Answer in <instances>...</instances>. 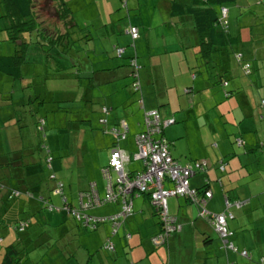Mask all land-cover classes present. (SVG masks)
Masks as SVG:
<instances>
[{"label": "crops", "instance_id": "crops-1", "mask_svg": "<svg viewBox=\"0 0 264 264\" xmlns=\"http://www.w3.org/2000/svg\"><path fill=\"white\" fill-rule=\"evenodd\" d=\"M110 1L114 4L111 8H109ZM170 1L147 0L143 4L140 0H127L126 14H122L121 0H87L88 4L86 0H75L71 5V13L77 25L79 26V21L75 16L76 10L77 12H83L87 8L90 14L94 16L95 24L98 26L97 29L105 28L106 32L102 33L100 31L96 36H93L87 28L86 33L81 36L86 45L90 43L93 46L89 48L87 53L86 65L76 58V64L72 66L74 68L72 72H74L75 80L74 82L72 79V81L68 80V82L71 81L69 87L74 98L70 101V105L76 103L75 108L80 109L79 105H77L78 102L82 100L87 102L88 108L96 119L97 124L108 135V141L105 144V148L108 149V161L105 166L101 167V176L102 169L108 165L111 152L114 148H119L124 155V173L132 174L143 168L142 163L139 161L140 159L137 157L135 136L144 131L145 113L157 111L164 121L169 122L163 128V137L168 143L171 157L183 166L194 162L204 164V170L189 180L190 190L201 189L207 185L208 192L211 193V197L205 203L203 209L209 215L221 213L224 207L225 195L230 199L246 200L244 201L246 202L245 204L236 206L231 210L234 218L232 217L227 222V229L233 234V237L229 240L238 250H247L251 255V261L244 262L246 261L245 259L225 252V263L237 264L238 261H235V257H238L240 260L239 264H255L260 256H264L253 255L255 248L259 249L257 247L264 244V238H262V235H264V191L260 192V188L262 187L257 183L251 186L247 185V182L243 180L249 174L246 172L239 173L238 171L239 169L252 168L254 172L258 173L262 170L264 143L261 138H264V135L259 137L258 123L256 122L264 120L260 117V109L258 107L260 101H252L253 91L248 89L246 91L244 86L229 82V80L233 79V71L231 72V70L228 71L230 73L229 80L221 83L223 82V75L222 71H219L214 74L219 81H217L218 88L216 90H213L215 86L208 81V78L207 81L210 85L203 80L207 87L200 89L203 92L211 89L210 97L215 101L214 107L217 123L212 122L208 117L209 111L203 112V114L199 113L200 107L195 101L196 96H193V92L195 89L199 90V84L202 80L198 81V74L194 69L206 68L210 63L207 64L206 59L201 58L197 53L198 49L190 45L191 41H189L188 46L194 49L185 50L184 42L178 37L181 20L170 15L168 9ZM146 6L153 10L152 12L156 13L158 10H161L166 18L174 19L172 27L174 30L169 28L168 36H163L161 43L157 44V47L153 41L148 43L147 40L146 23L143 19H147L149 23L152 22L154 13L150 17L148 15L144 16V13L147 14ZM130 11L137 17V22L135 21L136 18L130 16ZM228 13L229 11L226 10V18ZM157 19H159L158 16ZM129 25L137 28L139 32V38L135 41L127 33ZM109 28L111 29L110 31ZM118 36L122 38H118ZM246 42L250 43L249 40ZM98 45H102L105 52L98 54L96 52L98 49L96 46ZM258 50L262 51L261 48H258ZM89 53L94 55L93 59L89 56ZM211 61L215 62L213 64L215 66L214 70L218 71L221 59L211 54ZM205 64L206 66L204 67L203 65ZM131 69L135 72L134 77L130 75ZM35 74L36 71L33 73V76ZM0 76L5 75L0 73ZM23 76L21 72L20 79L8 77L5 82L11 84L23 79ZM133 78L135 79L133 80ZM30 79L32 78L27 79L29 80V84L31 83ZM28 83L25 82V86ZM135 83L139 85V89L137 90L132 87ZM44 84L57 88L54 91L45 93L50 96L51 100L53 94L57 96L65 87L69 90L67 84L64 86L57 79H51L48 83H45L44 80ZM15 85L14 83L13 87L8 86V92L0 91V126H3L6 133L8 132L9 141L16 140V138L22 139V134L19 130L20 124L19 121H16L15 112L16 107L23 106L26 100V93L24 88L19 87L18 96V93L13 90ZM221 87L223 93L221 92ZM244 92L246 93L244 94ZM228 93L230 94L229 97H227ZM79 94H81V98ZM222 96L227 100L225 106H223ZM235 99H238L237 104ZM45 100L46 97L43 94L41 103L44 102L42 104H45ZM68 108L70 107L68 106ZM53 109L56 112L57 109L63 111L67 107H50V110ZM255 118L257 119L255 120ZM44 119V117L37 119V123L40 124V129L42 130L45 126ZM88 119H90L89 116ZM227 125L231 127V133L229 134L226 131ZM204 126L207 129L203 128ZM190 129H194L197 134L192 136L195 137V145L192 143L193 141H189L188 139L187 133ZM220 129L223 131L222 136L219 132ZM207 132L211 136L209 139L206 136ZM123 133H125L124 138L121 137ZM185 134H187V137H185ZM216 134L219 135V139L221 138V141L217 143L214 141ZM202 138H205V140ZM100 143L104 142L101 141ZM197 145L202 146L205 151L201 153L198 150H194ZM234 147H238L241 151L238 156L240 158L243 156L245 160L243 164L239 158L237 164L235 158L231 159L232 157H236L235 153L237 150ZM22 148L23 146H21ZM51 162V157H48L47 166L50 170ZM221 166L224 167V172H222ZM50 178L56 179L54 174L50 175ZM102 178L105 180L103 192L105 196L108 180L103 176ZM117 179V173H110L112 183H115ZM59 183L61 187L58 192L57 187ZM23 186L28 190L27 186ZM53 189H55V194L60 196L63 203L62 209H54V211L63 210L67 211L68 214L69 208L75 207L71 196L72 193H70V198H68L64 193V185L60 181L54 184ZM256 189L258 191H255ZM38 193L40 194V192ZM104 196H101L99 193L97 184L90 182L87 189L79 192L78 202L79 205L82 202V205L77 206V208L87 204L90 205L89 203L94 197L101 200ZM25 198H33L35 200L32 193L25 196ZM37 199L42 202L43 198L37 197ZM45 204H47L46 201ZM96 204L94 207L90 205L81 208L82 216L86 218H109L119 213V206L114 203L104 204V202H101ZM131 204L133 215L124 222L121 221L119 223L117 233L112 236L111 241L117 253L120 250H124L126 252L125 255L130 253L132 263L128 264L139 262V259L134 260V256L138 257L143 254L148 256V264H155L151 260L152 255L147 254L152 247H150L149 238L156 235L160 230L157 212L152 207L147 195L133 197ZM73 208L72 211L76 213L77 208ZM167 208L169 215L177 219V224L180 230H182L181 233L174 235L170 239L166 247L165 253L169 252V264H171L174 251L182 247L187 237L195 234L200 237H210V232L214 233V231L209 224L199 217L200 209L198 206L188 202L185 198L175 197L168 199ZM111 227V223H105L95 231L90 233L84 232V235H80L87 239L88 248L95 246L97 249L102 250L101 247L104 244L105 238L108 237ZM64 234L66 235L67 232L64 231ZM127 234L130 235V238L128 237L129 239L125 240L124 238ZM210 243H218L223 250L221 241H212L210 239L208 244ZM93 252L94 255H91V253L87 254L86 262L96 258L98 263L108 264V256L103 251H96L95 249ZM152 252L155 253L153 255H155L156 263L163 264L165 261L163 249L156 248ZM252 258L255 260L254 262H252ZM142 259L146 258L143 257ZM126 261H130L129 258Z\"/></svg>", "mask_w": 264, "mask_h": 264}, {"label": "rangeland", "instance_id": "rangeland-1", "mask_svg": "<svg viewBox=\"0 0 264 264\" xmlns=\"http://www.w3.org/2000/svg\"><path fill=\"white\" fill-rule=\"evenodd\" d=\"M42 1L36 0V5H42ZM63 1L71 11V5L75 0ZM140 1L145 4L147 0ZM178 1L185 4L191 2V0ZM86 3L88 4L87 0ZM98 4L100 5V3ZM112 6L114 4L110 1L109 8ZM223 8L228 10L229 13L226 18V15L223 17L220 10V18L227 25V31L230 36L238 39L228 47L227 51L213 53L217 58L221 59L218 71L211 69V65L206 66V64L203 65L206 68L194 69L198 74V81L202 80L200 84L197 82L200 85L199 90L195 89L193 92V96H196L195 101L200 107L199 113L203 114V112L209 111L208 113L210 114L208 117L215 123H217L214 107L215 101L210 97L211 89L209 91L205 90L204 92L200 89L207 87L203 81L205 80L207 83L209 81L211 84H214L215 87L213 90H216L218 88V78L214 74L219 71H222V73L226 70L233 71V79L231 81L228 78L229 72L223 75L224 79L229 80L231 83L234 82L244 86L246 91L247 89L253 91L252 101L259 102L261 99H264V0H236L234 3L225 5ZM121 11L122 14H126L125 7L122 8V4ZM146 11L147 14L144 13V16L148 15L150 17L154 13L152 22L149 23L147 19H143L146 23L147 40L148 43L153 41L157 47V44L161 43V38L168 36L169 28H172L174 25V19L166 18L161 10H158L156 13L152 12L153 10L148 6H146ZM129 14L132 18H136V22L138 21L137 17L131 11ZM75 16L79 21V32L72 37L69 31V38L62 39L60 43L56 44V47L42 48L39 43L35 42L34 34L31 36L24 34L23 36L27 42H29V38H32V41L27 45L24 63L21 66V72L24 78L16 81L17 83L12 82L11 84H7L5 80L8 77L0 76V91L8 92V86L13 87L15 83L14 91L18 93V88L20 87L24 88L26 93V100L23 106L16 107L15 112L16 121H19L20 124L19 130L22 134V139L16 138V140L9 141L8 132L6 133L3 126H0V227L3 226L0 228V257L4 248L14 243L18 237L30 238L31 242L27 246V249L30 251L32 250V245L38 241H40L39 244H42L39 249L29 253L26 261L22 264H100L96 258L86 262L87 254L91 253V255H94L93 251L95 249L96 251H103L108 256V264L132 263L130 253L125 255L126 252L124 250H120L117 253L116 248H107L109 244L107 237L104 241L105 249L100 250L95 246L88 248L89 244L87 243V239L80 234L84 235V232L90 233L92 231H86L79 227L63 210L58 212H52L48 208L45 210V201L43 200L41 202L38 201L40 198L37 199V197H42L49 201L54 209H62L63 203L60 196L53 192L54 184L57 181L63 183L65 188L64 193L68 198H70V193H72L71 196L75 207L79 206V192L87 189L90 182H95L99 193L101 196H104L105 180L102 178L100 170L108 161V149L105 148L108 135L97 124L96 119L88 108L87 102L84 100L78 102L77 105H79L80 109L75 108L76 103L70 105V101L74 98L69 85L72 80L73 82L75 80L74 72H72L74 68L72 66L76 64V58L86 65L87 53L89 48L93 46L90 43L86 45L83 39H81V36L86 33L87 28L93 36H96L100 31L102 33L106 32V29H97L98 26L95 24L94 16L90 14L87 8L83 12H77L76 10ZM157 16L159 19H157ZM45 17L46 15L42 14L41 20H44L43 18ZM180 20L181 28L178 37L184 42L185 50H192L194 48L188 46L189 41H191L190 45L192 47L194 46V40L189 32L191 30V23L183 18ZM1 22L2 19H0V24ZM172 29L174 30V28ZM118 38L122 37L118 36ZM247 40L250 41L249 44L246 42ZM102 47V45L96 46L98 48L96 50L98 54L105 52ZM179 47L182 48L181 45ZM14 48V45L7 40L6 32L0 30V55L11 56L14 53ZM258 48H261L262 51H259ZM233 51H237L239 55H242L248 60L251 65L252 74L250 76L243 75L237 61L233 59V56L228 54V52L232 54ZM47 53L53 56L51 62L47 61ZM89 56L92 59L94 57L92 53H89ZM35 71L36 74L33 76ZM28 78H32L30 79V84L28 83ZM51 79H57L64 86L67 84L69 90L65 87L57 96L53 94L51 100L50 96L45 93L54 91L57 88L44 84V80L45 83H48ZM68 80L71 81L68 82ZM25 82L28 83L26 86ZM221 92L223 93L222 87ZM43 94L46 97L45 104H42L44 102L41 103ZM79 97L81 98V94H79ZM222 101L223 106H225L227 100L223 96ZM235 102L237 104L238 99H235ZM52 106L67 107V109L63 111L57 109L54 112V109L50 110ZM88 116L90 119H88ZM39 117L45 118L43 130L40 129V124L37 123ZM256 122L258 123V135L262 137L264 135V133L261 134L264 132V120ZM229 126H226L228 134L231 133V127ZM219 132L222 136L223 131L220 129ZM187 134L189 141H193L192 143L195 145V137H192L197 135L195 130L190 129ZM187 134H185V137H187ZM206 136L208 139L211 138L209 132L206 133ZM202 139L205 140V138ZM99 140L104 143H100ZM261 140L264 143V138H261ZM214 141L216 143L221 141L219 135H215ZM21 146H23L22 149ZM194 150H198L201 153L205 151L200 145H197ZM235 150H237L235 153L236 157H232L231 159L235 158L237 164L239 158L243 164L245 162L243 156L242 158L238 156L241 151L238 147ZM48 157L52 159L51 170L47 166ZM262 162H264L263 158ZM261 169L258 173L254 172L252 168L239 169L238 172H246L249 174L243 181H246L249 186L257 183L262 187L260 188L261 192L264 191V163L261 164ZM52 174L55 175V180L50 179V175ZM19 181H22V183ZM23 184L28 187L29 192L34 195L35 200L33 198L19 196L15 197L16 199L13 201H8L6 198L7 191L4 190L5 186L6 188H20ZM167 188H169L168 184ZM255 191H258V189ZM21 219L29 221L30 226L26 232L18 234L15 232L14 224ZM2 222H4L3 225H1ZM64 231L67 232L66 235ZM45 236H48L47 240H45ZM196 236L197 234L184 240L182 247L178 248L172 256L171 264H226L225 250H222L218 243L205 245V236ZM209 236L212 241L220 242L214 233L210 232ZM128 237L130 238L129 234L124 239L128 240ZM262 238H264V235H262ZM257 248L259 249L255 248L253 255H264V244ZM153 250V247H151L147 255H152L151 260H153V263L158 264L155 261V255H153L155 253L152 252ZM71 254H73V257L69 258ZM229 254L232 253L230 252ZM143 257L146 259H142ZM147 257L145 254L139 255L138 257L134 256L135 261L137 259L140 260L139 262H135V264H148L149 258ZM260 257L255 263H258ZM128 258L130 261H126ZM164 258L165 261L163 264H169V252L164 255ZM245 260L244 262H250L248 258H245ZM235 261H238L237 264L240 263L238 257H235ZM254 261L252 258V262Z\"/></svg>", "mask_w": 264, "mask_h": 264}, {"label": "trees", "instance_id": "trees-1", "mask_svg": "<svg viewBox=\"0 0 264 264\" xmlns=\"http://www.w3.org/2000/svg\"><path fill=\"white\" fill-rule=\"evenodd\" d=\"M235 1L236 0H191L189 4L181 3L175 0H171L169 2L168 9L172 17H176L178 19L183 18L186 21H190L191 30L189 32L191 34L192 39L194 40V48L198 49L197 53L201 56V58L206 59L207 64L210 63V65H212L211 69H215V66L213 65L215 62L213 61L210 62L211 54L216 53V52H221V51L223 52L227 51L228 47L234 41L238 39V38H233L230 36L229 32L227 31V28H228L227 25L224 22H222L220 18V10L225 5L232 4ZM121 3H122V7H125V9H127V0H121ZM0 10H1L0 19H2V22L0 24V30L6 32L7 40L11 44H13L15 47L14 53L11 56L0 55V73L12 79L21 78L20 77L21 66L24 63L27 45L28 43L32 41V38H29V42H27L23 36L24 34H28L29 36L34 34V37L36 40L35 42L39 43V45L42 48L43 47L51 48V47H56V44L60 43L62 39L69 38L68 36L69 31H70V35L74 37V35H76V33H78L80 29V27L75 22L70 9L67 8L63 0H43L42 5L40 6L36 5V0H0ZM42 14L46 15V17L43 18L44 20H41ZM228 54L233 56V59L237 61L243 75L250 76L252 74L251 65L248 62V60H246L242 55H239L237 51H233L232 54L228 52ZM52 60H53V56H50L48 54L47 61L51 62ZM246 64L249 65L248 69L244 68ZM227 73H228L227 70L223 71L222 75L227 74ZM134 74H135L134 70L131 69L130 75L134 77ZM134 79L135 78H133V80ZM222 81L223 82L221 83H224L226 79H224L223 77ZM229 95L230 94L228 93L227 97H229ZM258 107L260 109V117L264 119V100H260ZM137 135H139V133ZM160 136L163 139H165L163 137V131L159 133L158 137ZM166 144H167V149L169 152L167 141H166ZM173 160L176 161L175 159ZM139 161L142 163L143 168L140 171L132 173V174L126 173L127 176L134 177L137 174H142L146 170L143 160H139ZM221 169H222V172H224L225 169L223 166H221ZM50 179L53 180V178H50ZM19 182L22 183V181H19ZM114 184L116 185V183ZM23 185L20 188H12V187L6 188L5 186L4 190L7 191V195H6L7 200L13 201L16 199L15 197L31 195V192H29V190H26V188ZM165 187L167 188V185H165ZM54 191L55 189H53V192ZM208 191L209 190L206 185L202 187L201 189H196L195 193L198 198L205 199L207 203L210 199V198L205 197ZM140 195H146V194L141 193L137 196H140ZM133 197H136V196H133ZM103 198H105V196ZM103 198L101 199L102 201H103ZM132 198L126 197L127 201H132ZM179 198H185L188 202L192 204L194 203L200 209L199 204L195 203L193 200L186 198V197H179ZM43 200L47 202V204H45V207H44L45 210H47L48 208V210H52L53 212L54 208L52 207V205H50L49 201L42 199V201ZM244 201L246 200H235L233 198L230 199L225 195L223 210L221 213L216 214V215H221V214L227 215L226 229H227V222L232 217L234 218V216L231 213V210H233L237 206L236 205L237 203H239V205L245 204L246 202ZM109 203H112V204L114 203L118 205L119 211H120L121 205L119 201H114V202H109ZM90 204L92 205V207L95 206L92 203ZM81 205H82V202H81ZM72 208H69V212L67 215H69L74 220V222L77 225H79V227L83 228L86 231H95L99 229V226L105 223H109L106 220L99 221V218L91 217L90 221L86 224L84 223V218H83L84 216H82L81 214L82 207L73 208V209L77 208L76 209L77 212L81 211L80 212L81 216L79 220H77L76 216L72 213L73 212ZM65 212L67 213V211ZM229 214L231 215V218L228 217ZM132 215H133V209H132L131 215L125 220L129 219ZM157 216L159 220L160 230L156 235H158L162 231V225H161L158 213H157ZM199 217L211 226L212 230L214 231L218 239L222 242L218 233L215 231L214 224H212L213 215H206L203 217L201 216ZM96 219L98 220L96 221ZM125 220H123V222ZM3 223L4 222H2L1 225H3ZM29 226H30L29 221L21 219L19 222H16L14 224V229L16 230L15 232H17L18 234H22L27 231ZM181 232L182 230H176L174 232L169 233L164 238L163 242H161L160 244H154L152 242V238L156 235L150 237L149 242L153 248L155 249L162 248L165 253L166 247L169 244L170 239L174 235L179 234ZM227 233H228V236H227L228 243L232 244L233 249L230 250L223 246L222 248L225 250V252L228 254L231 252L232 254L237 255L240 258H244V259L248 258V260L251 261L250 253L247 250H238L236 246L229 240L230 238L233 237L232 236L233 234L230 233L228 229H227ZM115 234H112V227H111L107 239L112 244L113 248L114 246H113V242L111 241V237ZM47 239H48V236H45V240ZM209 240H210V237H205L204 244L207 245L209 243ZM29 242H31L29 237H23V238L18 237V239L14 243L5 247L4 250L1 252L0 264H22L24 261H26L29 253L35 251L36 249H39V247L42 245V244H39L40 241H38L36 244L32 245V250L30 251L27 249ZM101 249H105V242L102 245ZM243 252L247 254L246 257L242 256ZM174 254H175V251H174ZM71 257H73V254L69 255V258ZM262 259H264V256L260 257V260ZM260 260L258 261V263H255V264H260Z\"/></svg>", "mask_w": 264, "mask_h": 264}, {"label": "built area", "instance_id": "built-area-1", "mask_svg": "<svg viewBox=\"0 0 264 264\" xmlns=\"http://www.w3.org/2000/svg\"><path fill=\"white\" fill-rule=\"evenodd\" d=\"M221 13L224 17L226 15V9L222 8ZM222 22L224 21L222 20ZM127 33L133 41L139 38V32L135 27L130 26L127 29ZM244 68L248 69L249 65L246 64ZM133 87L135 90L139 89V85L137 83H135ZM168 123L169 122L164 121L160 117L157 111L145 113L144 131L139 133V135L135 138L137 144V157L140 160H143L146 169L142 174L129 177L123 172L125 159L122 151L117 148L112 150L107 167L102 169V176L108 180L105 198H103L102 201L94 197L91 199L90 203L96 206V203L101 202H120L121 209L117 215L109 218H99V221L106 220L111 223L112 234L116 233L119 223L131 215L132 204L131 201H127L126 197L132 198L133 196H137L141 193L149 196L150 203L159 214L162 225V231L152 238V242L154 244H160L169 233L180 230L177 220L168 213V198L178 196L189 198L199 204V216L203 217L209 215L203 209V206L206 203L205 199L198 198L195 190L189 189V180L196 176L197 173L204 170V164L194 162L183 166L171 158L165 139L161 136L158 137L159 133L163 131V128L167 126ZM124 136L125 133L121 134L122 138H124ZM112 172H115L118 175V179L115 182L116 185L110 180V173ZM167 184L169 185V188L165 187ZM60 187L61 184L59 183L57 187L58 192L60 191ZM205 197L210 198L211 193L207 192ZM90 205L87 204V206ZM236 205L239 206V203ZM84 206H82V208ZM73 214L76 216L77 220L80 219L81 215L79 212H73ZM228 217L231 218V215L229 214ZM83 218L84 223L86 224L90 221V218ZM226 218L227 215L225 214L213 215L212 224H214L215 231L221 238L223 246L231 250L233 249V246L228 243L227 240L228 233L226 229ZM97 220L98 219H96V221ZM107 248L113 249L110 242L107 245ZM242 256L246 257L247 254L243 252ZM260 264H264V259L260 260Z\"/></svg>", "mask_w": 264, "mask_h": 264}]
</instances>
